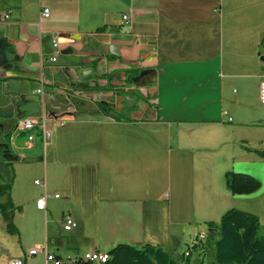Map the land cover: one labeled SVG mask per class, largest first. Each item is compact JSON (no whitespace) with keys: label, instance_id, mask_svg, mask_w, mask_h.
Segmentation results:
<instances>
[{"label":"crops","instance_id":"obj_1","mask_svg":"<svg viewBox=\"0 0 264 264\" xmlns=\"http://www.w3.org/2000/svg\"><path fill=\"white\" fill-rule=\"evenodd\" d=\"M7 11L0 125L18 147L0 162L11 169L22 252L3 264L38 256L47 264L45 253L28 255L35 246L63 260L119 244L181 258L207 234L215 249L220 231L210 225L232 209L264 227V0H0ZM129 70L149 73L128 82ZM78 96L83 113L67 115L65 101ZM44 116L51 138L37 137L36 126L35 141H26L32 133L20 123ZM230 172L259 179L261 189L233 194ZM65 214L79 224L72 232L63 229ZM204 255L190 264H205Z\"/></svg>","mask_w":264,"mask_h":264},{"label":"trees","instance_id":"obj_2","mask_svg":"<svg viewBox=\"0 0 264 264\" xmlns=\"http://www.w3.org/2000/svg\"><path fill=\"white\" fill-rule=\"evenodd\" d=\"M141 73L142 70H129L126 72V80L133 82ZM108 90L115 91L112 88ZM97 108L104 114H115V119L119 121L128 120L125 115L117 113L107 105L97 103ZM35 134L37 137L42 136L38 130ZM259 154L264 157V152ZM226 180L229 190L235 195L253 194L262 186L259 179L242 173L230 172ZM11 189L12 183L0 185V199L7 197L5 204L0 203V211L7 224V232L12 236H18L19 231L13 223L16 209L12 205ZM210 228L220 231L219 239L214 244L216 264H264V227L257 216L232 209L222 217L219 225L211 224ZM109 255L110 261L106 264H179L166 249L152 245L136 247L119 244L109 251ZM75 264L91 263L80 259Z\"/></svg>","mask_w":264,"mask_h":264},{"label":"rangeland","instance_id":"obj_3","mask_svg":"<svg viewBox=\"0 0 264 264\" xmlns=\"http://www.w3.org/2000/svg\"><path fill=\"white\" fill-rule=\"evenodd\" d=\"M143 84V83H142ZM139 86H135L134 89H132L130 92L131 93H135L138 91ZM84 102L83 101V97H79L76 99H70L65 101V104L62 107V110L64 112H66L67 115H69L70 113H72V115L76 116V117H80L83 113L82 109L80 110L79 106H81V103ZM83 106V105H82ZM81 106V107H82ZM74 110H76L74 112ZM53 114L55 116V118H58L59 113L57 110L53 111ZM64 114V113H63ZM3 128L0 125V160L3 161L4 158H6V155L3 153H7L10 152L11 154H13L14 152H16V148L18 147V142H14L12 140H10L9 137H6V135L3 132ZM25 140L27 141V134L25 135ZM7 145L8 148L5 149L4 146L1 145ZM10 174H11V169H7V167L5 165H3L0 162V185L1 184H9L10 183ZM1 201V199H0ZM4 201V200H2ZM6 202V198L5 201ZM198 243L195 244V247H201L203 246V248H205V252H200L202 250V248H200V251H196L193 248V245L189 244L188 246H184L182 249V256L181 258L179 257L181 253H179V255H174L175 258L178 260L177 262L179 264H190L192 258L196 257L199 258L201 257L203 254L204 258L206 259V263L205 264H216L215 261V249L211 250V242L215 241V237L210 236L209 234H207V236L205 237H201L197 239ZM200 242V244H199ZM22 252V248L20 243L18 242V239L14 236L9 235L6 232V222L4 221V219L2 218V214L0 211V264H3L5 262V260L7 258H11V257H16L18 256V254H20ZM73 252V251H72ZM186 252H191L192 258H187L185 257V253ZM81 255H84L85 253H80ZM174 254V253H173ZM77 255H79V253H77ZM194 256V257H193ZM64 259H66V257H64ZM190 259V261H189ZM36 262H31L30 260L28 261V264H45L43 258H41V256H38L37 259L35 260Z\"/></svg>","mask_w":264,"mask_h":264},{"label":"built area","instance_id":"obj_4","mask_svg":"<svg viewBox=\"0 0 264 264\" xmlns=\"http://www.w3.org/2000/svg\"><path fill=\"white\" fill-rule=\"evenodd\" d=\"M39 1L41 4L43 0H36ZM41 17L43 19H48L51 17L52 12L50 8L41 6ZM11 15L12 12L7 11V12H0V23H8L11 20ZM124 20L128 21L129 16L125 15ZM53 46L55 48V54L53 55L51 62H57L59 52H60V44L58 42V37H56L53 41ZM260 103L262 106H264V81L260 85ZM49 121V118L44 116L41 118H29L20 123V129H23L27 126H41V130L44 131V142L46 143L50 138H51V133L47 129V123ZM29 142H34L35 137H31L28 140ZM36 184H40V181H37ZM55 198L59 199L60 195H55ZM46 198L47 195L43 196L40 198L37 202L38 208L40 210H45V204H46ZM63 229L66 232H72L75 229L78 228L79 224L78 222L70 215V214H65L63 217ZM195 244H193L194 248ZM40 253H45L46 254V263L47 264H75L77 261H79L81 258H68L66 260H63L59 258L56 254L53 253H48L45 247L42 246H35L33 247L28 255L33 257L36 256ZM190 252H186V256H189ZM82 258H92V260H95V264H106L110 261V255L108 253H100V252H95V253H90L85 255ZM7 264H25V262L22 259H15L12 258L8 261Z\"/></svg>","mask_w":264,"mask_h":264},{"label":"bare ground","instance_id":"obj_5","mask_svg":"<svg viewBox=\"0 0 264 264\" xmlns=\"http://www.w3.org/2000/svg\"><path fill=\"white\" fill-rule=\"evenodd\" d=\"M35 129H36V126H27V127L23 128L24 131L30 132V133L34 132ZM31 137H35V135L32 133V134H30L29 138H31ZM42 137L44 140V131L43 130H42ZM82 260L87 261L91 264H95V260H92V258H83Z\"/></svg>","mask_w":264,"mask_h":264},{"label":"water","instance_id":"obj_6","mask_svg":"<svg viewBox=\"0 0 264 264\" xmlns=\"http://www.w3.org/2000/svg\"><path fill=\"white\" fill-rule=\"evenodd\" d=\"M149 73V71H143L140 75L139 78H143L145 75H147Z\"/></svg>","mask_w":264,"mask_h":264}]
</instances>
